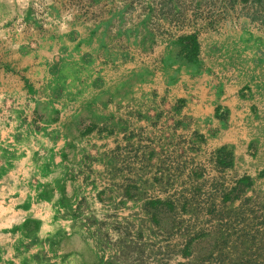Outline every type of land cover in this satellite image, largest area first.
<instances>
[{
    "label": "crops",
    "instance_id": "0c3cea01",
    "mask_svg": "<svg viewBox=\"0 0 264 264\" xmlns=\"http://www.w3.org/2000/svg\"><path fill=\"white\" fill-rule=\"evenodd\" d=\"M20 3L0 0V264H61L79 247L63 238L80 229L83 202L170 200L142 188L158 186L164 167L190 176L223 147L227 169L253 179L249 195L264 193V25L254 14L219 34L195 31L192 66L167 61L180 35L171 24L122 30L119 0H46L41 20L33 0ZM26 220L35 224L23 229Z\"/></svg>",
    "mask_w": 264,
    "mask_h": 264
},
{
    "label": "rangeland",
    "instance_id": "374dc122",
    "mask_svg": "<svg viewBox=\"0 0 264 264\" xmlns=\"http://www.w3.org/2000/svg\"><path fill=\"white\" fill-rule=\"evenodd\" d=\"M18 1L23 7L26 6V0ZM119 1L120 9H117L119 11H123L121 6L126 8L125 6L130 4L123 12L127 13L128 21L125 24L120 23L122 30L130 28L132 20L147 19L149 28L152 27L157 34H165L164 32L171 29L167 25L173 23L180 27L181 34L195 31L203 33L213 31L219 34L225 25L234 28L240 26L243 17L251 20L252 14L256 23L264 25V1ZM33 2L35 6L33 18L41 20L49 4H46V0H33ZM134 3H136L135 7ZM22 6H20L21 11ZM122 11L120 15H123ZM117 17L115 20H118ZM19 19L24 18L21 16ZM158 20L163 23L160 25ZM164 168L163 178L160 175V178L158 177L160 179L158 186L142 188L145 195L146 192H151L152 195L164 193L166 195L163 196L166 197L170 195L174 208L170 211L164 208L160 223L151 218L148 212L150 208L145 202L138 209L131 203L128 206L121 204L123 209H119V204L108 206L103 203L83 202L81 211H85L84 219H80V226L77 224L80 229L74 228L71 235L66 234L63 238L67 243L66 247H79L76 251H68L67 248L63 250L61 253L67 255L62 263L217 264L220 261L223 264H232L235 260L250 261L252 264L264 262V193L261 189L252 192L253 195L247 192L248 196H254L251 200L238 199L233 204H225L222 194L225 190H229L238 178L235 171L222 169L221 173L213 175V181H208L213 171L211 166L204 169L202 165H198L194 173L186 177L181 176L183 171L174 174L167 171V167ZM203 170L206 172V177L202 176ZM168 181L175 185L167 186ZM185 201L188 202L183 208ZM240 226L244 230L241 234ZM223 228L230 232L226 242L219 239L218 231ZM250 229L253 233L248 234L247 231ZM198 233L203 234L198 235L193 242L191 253L185 255L187 240L197 236ZM60 236L61 234H58L55 238ZM224 245V251H220Z\"/></svg>",
    "mask_w": 264,
    "mask_h": 264
},
{
    "label": "trees",
    "instance_id": "16d2710c",
    "mask_svg": "<svg viewBox=\"0 0 264 264\" xmlns=\"http://www.w3.org/2000/svg\"><path fill=\"white\" fill-rule=\"evenodd\" d=\"M258 2H262L264 0H257ZM264 4V3H263ZM130 5V4H129ZM133 6V5H132ZM149 9H152L151 7L148 6ZM125 14L123 13V17L125 18ZM171 50L169 52L168 60L169 62L178 61L182 62L187 65H192L196 66L198 65L199 62V51H200V44L198 41V36L196 32L192 33H187V34H181L177 36L174 40H171ZM65 74H61L59 77H63ZM231 152L228 151L225 147L219 149L217 153L215 154V162L221 170L226 169L228 167L232 166V157H231ZM253 186V179L249 175H242L241 177H238L235 184L229 189L225 190V192L222 194L223 196V202L233 204L234 201L238 199L242 200H251L253 198L252 196H248L247 192L249 189H251ZM188 201H185L184 207H186ZM63 204H66L65 202H62ZM147 206H149L148 212H150L151 218L156 221L157 223H160V219L162 217V213L164 211V208L166 207V211L172 210L173 207V202L171 200H161V199H153L145 203ZM35 224L34 220H26L24 224L22 225L23 229H26L29 224ZM240 234L243 233V228H239ZM248 234L253 233L252 229L247 231ZM220 233V240L222 242H226L227 240V235L230 233L228 232V229H221V231H218ZM203 233H198L197 236H194L192 238H189L187 240L186 245H185V250L184 253L185 255L191 253V246L193 242L196 240L198 235H202ZM27 236V233H25ZM30 235V232H29ZM207 235V234H206ZM62 236V234H61ZM50 245L51 249L54 248V245L56 243H59L57 240L55 243L54 238L51 239ZM224 246L221 247L220 251H224ZM67 255V254H66ZM66 255H63V259L66 257ZM213 255V252H212ZM46 259L48 264H57V263H51L49 261V257H43V259ZM1 260V256H0ZM65 260V259H64ZM62 260V261H64ZM63 264V263H61ZM185 264V263H184ZM217 264H223V262L218 261ZM232 264H252L250 261H240V260H235ZM259 264H264V262H261Z\"/></svg>",
    "mask_w": 264,
    "mask_h": 264
},
{
    "label": "built area",
    "instance_id": "2783aa9c",
    "mask_svg": "<svg viewBox=\"0 0 264 264\" xmlns=\"http://www.w3.org/2000/svg\"><path fill=\"white\" fill-rule=\"evenodd\" d=\"M136 6V3H134V7ZM172 28H173V30H174V33L176 34V35H181V30H180V27L177 25V24H175V23H173L172 25ZM176 29H178L179 31H177ZM190 33V32H189ZM185 34V33H184ZM214 158H215V156H214ZM212 167L213 168V171H212V173L210 174V179H208V181H213V179H214V177H213V175H216V174H218V173H221V168H219L218 166H217V164H216V162H215V160L213 159L212 161H210V163L208 162V163H205V165H203V167H204V169L206 168V167ZM204 171V170H203ZM202 176H204V177H206V172L204 171L203 172V175ZM237 180V179H236ZM236 180H235V182H236ZM215 181L217 182V178H215ZM235 182H234V184H235ZM210 183V182H209ZM233 184V185H234Z\"/></svg>",
    "mask_w": 264,
    "mask_h": 264
}]
</instances>
